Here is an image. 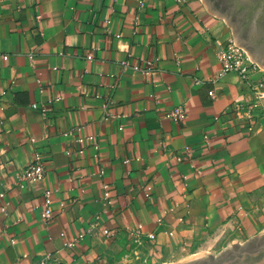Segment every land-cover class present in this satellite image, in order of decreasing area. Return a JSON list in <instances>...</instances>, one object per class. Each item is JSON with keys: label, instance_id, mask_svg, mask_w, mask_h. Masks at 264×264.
Returning a JSON list of instances; mask_svg holds the SVG:
<instances>
[{"label": "crops", "instance_id": "obj_1", "mask_svg": "<svg viewBox=\"0 0 264 264\" xmlns=\"http://www.w3.org/2000/svg\"><path fill=\"white\" fill-rule=\"evenodd\" d=\"M231 38L203 0H0V264H172L261 234L264 112L217 59ZM36 156L47 177L19 183Z\"/></svg>", "mask_w": 264, "mask_h": 264}, {"label": "built area", "instance_id": "obj_2", "mask_svg": "<svg viewBox=\"0 0 264 264\" xmlns=\"http://www.w3.org/2000/svg\"><path fill=\"white\" fill-rule=\"evenodd\" d=\"M186 0H178L179 3H184ZM217 56L222 64L223 71L225 73H236L241 79L246 80L254 93L255 101L247 105L246 108H242L241 110H245L248 115H251L252 110L263 111L264 112V68H261L254 60L250 58L249 53L246 51L244 47H241L236 44L235 40L231 38L226 46L220 48L217 51ZM4 59H7V56H3ZM88 59H92V56H89ZM129 62L125 64L128 65ZM140 70L139 68H136ZM142 70V69H141ZM146 74L150 73V70H142ZM258 73L260 78L258 81L254 82L253 77ZM214 92H210L211 96H214ZM34 108H38L37 104H33ZM240 107V106H238ZM45 112V110H42ZM167 117L173 118L175 120H183L185 117V110L183 107L179 106L171 110L166 114ZM249 120H252V116H248ZM251 132L255 130V124L250 128ZM180 159V158H179ZM47 177V165L44 161L43 157L36 156L33 160L23 169V171L19 174L18 180L19 183H27V184H36L42 182ZM21 186V185H20ZM54 190L46 189L44 192L43 199V214L45 220H50L53 217V212L51 209V203ZM105 204H109L110 201V193L105 192L104 194ZM3 213H6L5 208L2 209ZM87 233H91L89 230ZM104 236L112 238L114 236L113 232L109 230L103 231ZM84 234L79 237V239H83ZM129 238L136 245H142L144 243L152 244L156 235L154 233H146L143 229V226H138L135 230L129 232ZM75 244H71L70 246H74ZM26 257V256H25ZM24 257V258H25ZM52 260V256H47L43 260H41L38 264H50Z\"/></svg>", "mask_w": 264, "mask_h": 264}, {"label": "water", "instance_id": "obj_3", "mask_svg": "<svg viewBox=\"0 0 264 264\" xmlns=\"http://www.w3.org/2000/svg\"><path fill=\"white\" fill-rule=\"evenodd\" d=\"M225 1L230 9L218 8L213 0H203L209 12L225 18L232 26L236 44L247 49L250 58L264 68V0ZM178 264H264V231L245 244L233 243L215 259L213 254H202Z\"/></svg>", "mask_w": 264, "mask_h": 264}, {"label": "rangeland", "instance_id": "obj_4", "mask_svg": "<svg viewBox=\"0 0 264 264\" xmlns=\"http://www.w3.org/2000/svg\"><path fill=\"white\" fill-rule=\"evenodd\" d=\"M246 242H243L242 244H245ZM233 246H230V247H226V248H223V247H217V248H215V249H213V250H209V251H202L201 253H198V254H196V255H193V256H191V257H189V258H186L185 260H187V259H190V258H192V257H194V256H197V255H202V254H213L214 255V259L215 258H217L218 256H220L225 250H227V249H229V248H232ZM185 260H182V261H185ZM182 261H180V262H182ZM180 262H176V263H172V264H178V263H180Z\"/></svg>", "mask_w": 264, "mask_h": 264}, {"label": "flooded vegetation", "instance_id": "obj_5", "mask_svg": "<svg viewBox=\"0 0 264 264\" xmlns=\"http://www.w3.org/2000/svg\"><path fill=\"white\" fill-rule=\"evenodd\" d=\"M213 1L218 6V8H222V9L226 8L227 9L229 7V9H230V6L228 5L227 1H225V0H213ZM233 17H234V19H237L236 15H234Z\"/></svg>", "mask_w": 264, "mask_h": 264}]
</instances>
